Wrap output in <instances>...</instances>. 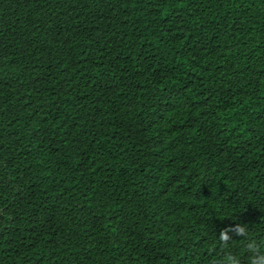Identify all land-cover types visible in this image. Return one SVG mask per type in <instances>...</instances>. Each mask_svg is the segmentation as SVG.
<instances>
[{
  "label": "trees",
  "instance_id": "obj_1",
  "mask_svg": "<svg viewBox=\"0 0 264 264\" xmlns=\"http://www.w3.org/2000/svg\"><path fill=\"white\" fill-rule=\"evenodd\" d=\"M250 241L264 0H0V264H250Z\"/></svg>",
  "mask_w": 264,
  "mask_h": 264
},
{
  "label": "clouds",
  "instance_id": "obj_2",
  "mask_svg": "<svg viewBox=\"0 0 264 264\" xmlns=\"http://www.w3.org/2000/svg\"><path fill=\"white\" fill-rule=\"evenodd\" d=\"M237 235H247L246 228L238 226ZM228 239L229 237L227 235V232H222L220 240L226 243ZM246 247L247 250L252 254L250 264H264V252L261 251L260 245H258L255 241H250ZM229 259L231 260L232 257L229 256ZM233 264H239V262L233 260Z\"/></svg>",
  "mask_w": 264,
  "mask_h": 264
}]
</instances>
